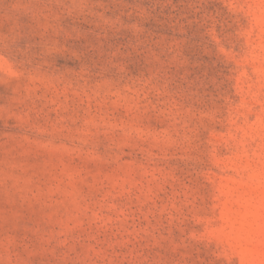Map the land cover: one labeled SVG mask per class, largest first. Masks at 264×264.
Returning a JSON list of instances; mask_svg holds the SVG:
<instances>
[{"label": "rangeland", "instance_id": "rangeland-1", "mask_svg": "<svg viewBox=\"0 0 264 264\" xmlns=\"http://www.w3.org/2000/svg\"><path fill=\"white\" fill-rule=\"evenodd\" d=\"M0 264H264V0H0Z\"/></svg>", "mask_w": 264, "mask_h": 264}]
</instances>
